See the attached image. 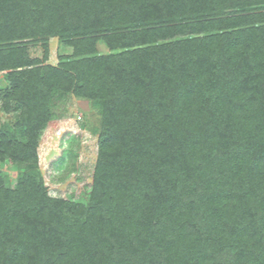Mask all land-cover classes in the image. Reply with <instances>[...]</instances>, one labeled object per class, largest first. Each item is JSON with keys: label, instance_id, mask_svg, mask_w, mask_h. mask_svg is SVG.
Instances as JSON below:
<instances>
[{"label": "trees", "instance_id": "obj_1", "mask_svg": "<svg viewBox=\"0 0 264 264\" xmlns=\"http://www.w3.org/2000/svg\"><path fill=\"white\" fill-rule=\"evenodd\" d=\"M2 70L0 264H264V0H0ZM67 91L101 115L87 204L37 166Z\"/></svg>", "mask_w": 264, "mask_h": 264}, {"label": "rangeland", "instance_id": "obj_2", "mask_svg": "<svg viewBox=\"0 0 264 264\" xmlns=\"http://www.w3.org/2000/svg\"><path fill=\"white\" fill-rule=\"evenodd\" d=\"M47 45L44 64L57 66L61 58L71 53V47L62 45L56 36L50 37ZM98 49L106 51L101 43ZM30 51L31 55L41 57V49ZM11 87L7 70L0 71V134L4 132L21 140L20 132L13 126L20 113L19 107L14 101L6 104L5 99V91ZM50 111L45 127L39 130L36 146L43 186L49 197L87 204L101 131L98 107L90 98L67 91L53 96ZM19 170L20 166L0 162L4 185H12Z\"/></svg>", "mask_w": 264, "mask_h": 264}]
</instances>
